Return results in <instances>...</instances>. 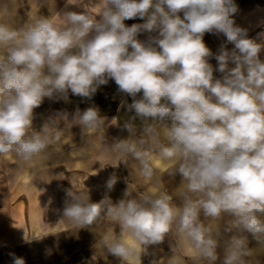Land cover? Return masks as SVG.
<instances>
[{"label":"clouds","instance_id":"9594fccd","mask_svg":"<svg viewBox=\"0 0 264 264\" xmlns=\"http://www.w3.org/2000/svg\"><path fill=\"white\" fill-rule=\"evenodd\" d=\"M45 2L47 17L0 21V157L45 159L68 125L83 137L101 134L105 154L119 161L114 167L135 161L157 191L133 195L128 186L113 203L107 193L92 202L88 189H67L63 219L77 230L118 226L99 243L121 264H142L145 255L159 264L148 249L173 235L168 264H185L186 250L193 264H264V32L251 38L236 24L235 0H67L60 11ZM97 5L95 14L88 10ZM17 7L9 0L0 10L10 16ZM132 19L143 23L125 24ZM205 34L226 38L217 52ZM110 80L132 98L134 115L121 125L127 138L106 142L96 106L77 107L71 120L58 111L34 128L46 99L91 100ZM155 160L180 177L173 192L161 187ZM117 180L115 173L106 180L108 192Z\"/></svg>","mask_w":264,"mask_h":264},{"label":"crops","instance_id":"0c3cea01","mask_svg":"<svg viewBox=\"0 0 264 264\" xmlns=\"http://www.w3.org/2000/svg\"><path fill=\"white\" fill-rule=\"evenodd\" d=\"M9 0H0V6ZM67 0H50L53 9H64ZM76 3L77 0H69ZM238 12L234 15L237 25L247 28L249 37L258 38V33L264 32V0H235ZM18 7L5 16L0 10V21H7L18 25L26 22L29 16H49V4L45 0H16ZM72 10H76L74 7ZM92 13L99 10V6H89ZM143 23L142 20H126L125 24ZM147 34L138 38L146 39ZM221 35L205 34L204 42L217 52L220 44L225 41ZM258 42L259 39H258ZM233 45L229 44L231 49ZM264 60V52L261 53ZM215 67L217 62L211 59ZM219 76V73H214ZM139 98V97H137ZM132 98L118 92L117 85L110 80L101 86L91 100H83L78 96H69V102H53L45 100L35 109L34 128L39 130L44 121L58 111L66 110L71 120V114L77 107L84 110L89 106H96L105 117V140L111 144L114 139L127 138L128 132L122 130L124 120L134 115L127 110ZM136 124L140 121L137 119ZM61 130L65 125L61 123ZM83 145L88 146L87 155L80 152ZM3 159V157H0ZM10 162H0V264H14V257L23 258L25 264H121V261L107 253L99 243L103 232L109 225L107 222L96 228L77 230L69 221L63 219L62 209L66 198L65 190L73 188L76 191L89 190L92 202H99L104 195L111 198L113 203L123 198L125 189L133 195L157 191L153 183L144 179L139 173V166L135 161H128V165L120 163L104 152L101 134L89 132L82 136L79 126L68 125L61 136V142L47 150L46 158H36L25 163L14 155H10ZM113 165V166H112ZM161 187L173 192L180 183V177L167 175L171 166L160 160L154 161ZM115 173L118 177L113 190L105 188L106 180ZM119 234V227L115 229ZM30 239V240H29ZM249 247H255L256 241L249 235ZM173 235L163 244L150 247L148 252L155 253L159 264H168L171 255L169 243L175 244ZM185 264H193L189 251L184 252ZM152 255L142 256V264H149Z\"/></svg>","mask_w":264,"mask_h":264},{"label":"rangeland","instance_id":"374dc122","mask_svg":"<svg viewBox=\"0 0 264 264\" xmlns=\"http://www.w3.org/2000/svg\"><path fill=\"white\" fill-rule=\"evenodd\" d=\"M10 155L9 156H4L3 159H0V162H10Z\"/></svg>","mask_w":264,"mask_h":264}]
</instances>
